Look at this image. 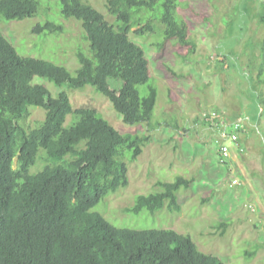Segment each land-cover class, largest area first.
Instances as JSON below:
<instances>
[{"label":"trees","instance_id":"16d2710c","mask_svg":"<svg viewBox=\"0 0 264 264\" xmlns=\"http://www.w3.org/2000/svg\"><path fill=\"white\" fill-rule=\"evenodd\" d=\"M176 1L107 0L111 24L82 0H58L61 16L80 22L88 42L89 56L77 54L73 75L51 62L20 56L0 32V264H224L200 252L188 235L116 228L91 212L108 193L128 185L125 160H136L151 137L121 134L95 110L73 109L66 93L53 98L45 87L32 83L39 78L73 90L90 86L110 102L123 123L154 130L157 92L149 86L147 96L139 97L136 86L150 79L149 62L129 33L141 26L142 15L160 7L163 40H176L191 52L186 23L173 15ZM39 8L36 0H0V18L21 21L34 17ZM145 30L152 31L150 24L135 34ZM35 31L56 34L62 28L46 22ZM109 81L120 82V87L111 88ZM29 107L44 111L33 128L23 124ZM68 116L72 118L65 126ZM39 159L42 169L30 174ZM191 182L180 176L173 182L158 181V192L138 195L126 212L155 213L164 207L177 212V193Z\"/></svg>","mask_w":264,"mask_h":264},{"label":"rangeland","instance_id":"374dc122","mask_svg":"<svg viewBox=\"0 0 264 264\" xmlns=\"http://www.w3.org/2000/svg\"><path fill=\"white\" fill-rule=\"evenodd\" d=\"M36 1L40 8L34 17L0 18V32L20 56L51 62L73 75L77 54L89 56L81 23L61 16L58 0ZM82 2L114 24L105 9L107 0ZM161 12L156 7L145 13L141 26L129 33L149 62L150 79L136 86L139 97L147 96L149 86L157 92L151 118L154 130L148 132L150 126L142 123H123L110 102L90 86L73 90L39 78L32 83L45 87L53 98L66 93L73 109L95 110L121 134L151 137L136 160H125L128 185L108 193L91 212L116 228L170 229L188 235L200 252L224 264H264V0H177L173 15L186 23L191 52L176 40H163ZM46 22L61 25L62 31H35ZM148 24L152 31L135 34ZM109 84L120 87L118 81ZM28 110L23 124L33 128L43 120L44 111ZM211 112L228 125L240 123L236 144L242 151L228 139L219 140L217 129L203 117ZM222 142L230 151L224 164L217 154ZM41 155L42 151L38 158ZM43 165L37 160L29 173L39 172ZM179 176L192 181L177 193L179 211L164 207L155 213L126 212L138 195L158 192V181L173 182ZM232 179L239 184L230 188ZM221 223L227 226L222 229Z\"/></svg>","mask_w":264,"mask_h":264},{"label":"built area","instance_id":"2783aa9c","mask_svg":"<svg viewBox=\"0 0 264 264\" xmlns=\"http://www.w3.org/2000/svg\"><path fill=\"white\" fill-rule=\"evenodd\" d=\"M203 117H204V120L210 124V126L217 129L221 139H228V140H230L236 144L238 133L242 129V126L240 125L239 122L236 121V122L228 125L226 120L223 121V120L218 119L217 114L215 112L205 113V114H203ZM238 149L240 151H242V149H240L239 146H238ZM229 152H230L229 147L224 142H222L220 144L218 151H217L218 160L220 163H222V164L225 163L226 159L229 158ZM238 184L239 183L236 179H232L228 183V186L230 188H232Z\"/></svg>","mask_w":264,"mask_h":264}]
</instances>
